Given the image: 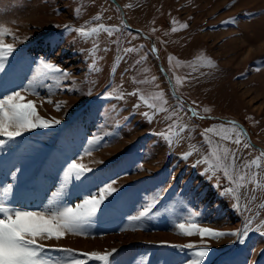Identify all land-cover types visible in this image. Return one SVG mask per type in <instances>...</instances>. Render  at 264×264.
<instances>
[{
  "label": "rangeland",
  "instance_id": "rangeland-1",
  "mask_svg": "<svg viewBox=\"0 0 264 264\" xmlns=\"http://www.w3.org/2000/svg\"><path fill=\"white\" fill-rule=\"evenodd\" d=\"M129 4L132 6L126 7ZM78 6L82 14L76 18L73 9ZM97 15L101 19L93 20ZM233 18L235 23H224ZM125 19L154 41L131 29ZM173 19L177 21L175 25ZM85 22L121 29L112 36L99 35L98 73L90 70L88 50L93 47L92 41L85 42L77 33L63 30L64 24L80 27ZM185 23L189 27L182 29ZM0 24L20 38L17 41L5 38L6 43L15 44L16 52L5 73H0L3 80L0 93L31 91L34 87L38 95L28 92L22 95L36 101L41 116L61 121L47 129L27 132L0 151V188L13 185L5 204L30 211L43 210L53 193L61 192L63 174L73 161L92 171L86 173L83 184L74 182L68 186L67 193L58 197L62 203L74 207L82 202L83 196L96 192L104 183L117 181L114 187L118 191L109 198L110 203L105 202L107 207L102 206L94 221L85 226L86 235L69 234L59 241L41 243L72 248L78 254L104 253L115 248L116 264H185L191 251L171 245H200L201 238L180 234L178 223L195 219L204 227L232 231L241 228L250 215L254 228L264 221L261 207L264 199L259 194L257 201L249 205L251 213L237 211L228 198L220 195L223 186H227L222 178L219 181L222 187L218 189L216 179L202 175L204 165L191 166L198 154L188 161L180 159L189 150V143H202L200 133L204 129L221 123L230 127L227 121L216 118H191L187 112L191 105H198L201 115L237 119L243 129L246 126L253 129L247 132L253 149L241 146L242 157L252 159L259 154L256 149H264V0H0ZM172 27L179 30L172 32ZM154 28L157 31L153 32ZM117 39L119 45L112 43ZM152 44L158 49L167 74L159 65V57L151 51ZM129 47H135L137 52L124 56L122 49ZM119 56L124 59L118 61ZM170 56L174 57L171 65ZM42 57L72 75L59 81L44 79L42 84H50L51 89L42 86L37 63H33ZM141 57L145 59L136 65ZM209 59L214 61V67L207 66ZM189 62L198 70L193 71ZM134 76L157 79L152 84L138 85L132 82ZM185 76L188 79L175 91L187 101L180 115L184 123L194 127V139L182 140L174 147H169L158 135L171 123L164 119L167 113L158 114L150 123L142 115L150 110L138 97L126 96V101L105 98L110 84H122L126 93L139 87L145 90L150 102L153 94L163 90L171 109L177 101L170 78L175 84L176 77ZM89 89L91 96L86 95ZM49 96L52 104L46 102ZM194 100L196 105L192 104ZM60 101L67 103L57 112L54 105ZM137 103L141 107L134 110ZM204 107H210L212 112L204 113ZM107 132L113 135L104 136ZM94 136L104 137L102 146L88 144ZM157 194L163 197L154 210L159 215L132 230L126 218L143 210ZM196 212L199 217L190 215ZM261 232H250L244 244L234 242L232 237L219 241L206 238L210 245L206 264H264ZM47 255L56 259L66 254L49 251Z\"/></svg>",
  "mask_w": 264,
  "mask_h": 264
},
{
  "label": "snow or ice",
  "instance_id": "snow-or-ice-1",
  "mask_svg": "<svg viewBox=\"0 0 264 264\" xmlns=\"http://www.w3.org/2000/svg\"><path fill=\"white\" fill-rule=\"evenodd\" d=\"M132 5H126L131 7ZM74 17L78 18L82 14L80 6L73 9ZM101 16L93 17V20L99 21ZM177 21L172 20L175 25ZM224 23H235V19L224 21ZM57 28L61 27L56 25ZM187 23L182 24V29H187ZM63 30L66 33L75 32L79 37L87 42L92 41L93 47L88 50V55L91 60L90 70L93 72H100L101 69L97 67L99 57L97 53L101 50L99 47L98 37L101 33H107L112 36L114 33L121 31L119 26H107L104 23H98L91 26L90 22H85L80 27H74L71 24H64ZM179 29L172 27V32H177ZM153 32L157 29H152ZM61 33V35L64 34ZM11 37L14 41L20 40L12 30L6 25L0 24V73H5L6 67L9 65L10 58H13V53L16 52L14 43H6L5 38ZM23 43V41H20ZM112 43L119 45V39L113 40ZM52 46V45H50ZM108 49H104L107 51ZM124 56L129 53L137 52L135 47L123 48ZM151 51L158 55V49L153 46ZM124 56L117 57V60H123ZM144 57L137 60L136 65H140ZM174 57H169V64H172ZM37 71L40 73V81L44 79H55L57 81L68 79L72 74L62 68L60 65L50 61L47 57L38 58ZM193 71H197L198 67L191 62L188 63ZM207 66L214 67V61L208 60ZM135 67V65H133ZM12 71V69H10ZM145 72L148 69H144ZM35 79V77H34ZM132 82L138 85L152 84L156 81V77L151 79L145 77L144 79H137L135 76L131 78ZM188 79L185 77H176L175 84L172 85L174 89L177 86H183ZM171 83V78H170ZM3 86V80L0 79V87ZM44 87L51 89L50 84H42ZM30 87H32L30 85ZM158 88L159 85H156ZM105 98L109 100L126 101V96H136L138 100L143 103L150 111H145L142 115L148 122H153L156 116L160 113H167L165 121H171L166 126L164 131L158 135L167 143L169 147L179 145L182 140L194 139V127L183 122V117L180 115L185 110L184 100L176 96V106L171 108L168 106V100L165 98L163 90L152 95V100L146 98L145 90L136 88L131 92H125L123 85L110 84L107 86ZM70 91H77L76 89H67ZM22 92H28L30 95H38L34 87L32 90L21 89L20 91H10L6 94L0 93V151L5 149V145H10L15 142L17 138L22 137L25 133L35 129H47L55 124H60L59 119L53 118L51 120L41 116L37 110L36 101L27 100ZM175 95V93H173ZM86 95L91 96V89ZM44 101H42L43 103ZM46 102L52 104L50 98ZM66 101L56 102L54 107L57 112L62 110ZM192 104L196 105L194 100ZM115 105L113 109L115 110ZM141 103L133 105L134 110H138ZM197 107H188L187 112L190 113L191 118L200 120L211 117L201 115ZM204 113H211L210 107L203 108ZM224 123L213 125L204 129L200 135L203 140L200 145L189 143L188 151L183 152L180 159L188 161L193 155H199V158L194 161L192 167H199L204 165L202 175L208 179H216L215 187L220 189L222 185L219 183L222 178L227 186H223L220 195L228 198L232 206L237 211H244L251 213L250 204L255 203L258 199H264V149H256L259 154L252 159L242 157L239 155L241 146L243 149H253L248 133L236 121H227ZM187 134V135H185ZM209 134H212L211 136ZM113 135L111 132L104 133V136ZM219 139H213L212 137ZM104 137L94 136L88 140V144L92 146H102L101 141ZM233 144L237 147L230 148L228 145ZM93 149H89L91 151ZM251 155V153H249ZM18 171V169H17ZM92 171L86 169L84 165L78 164L75 161L67 166L63 174L61 182V192L53 193V198L48 205L39 211L24 210L7 206L5 200L9 199L12 193L13 185L6 184L0 188V264H89V261L101 262V264H116L113 260L114 253L118 250L113 248L104 253L93 251L90 253H77L72 248H57L49 246L41 241H51L66 237L67 235H86V225H90L98 213L101 212L102 206L107 207L105 203L114 193L118 191L114 185L116 180L104 183L96 192L89 193L82 197V202L77 203L74 207L62 203L58 200L60 195L67 193V188L74 182L83 184L87 179L86 173ZM12 179L15 180V173H11ZM79 186V185H77ZM163 197L159 194L153 197L152 202L146 204L143 210L135 215H130L126 219L131 223L132 230L138 227H143L146 220L152 219L155 215H159L158 211H154ZM264 207V204L261 205ZM193 217H199V213H191ZM254 220L249 216L239 229L232 231L219 230L212 227L201 226L198 220L193 219L189 223L180 222L176 227L180 230V234L184 236L198 235L200 245L195 243H187L183 245H171L174 248L181 250L187 249L191 251V256L185 261V264H206L207 257L210 253V245L207 244L206 238L214 241H219L226 237L235 238L236 243L244 244L252 231L261 232L264 228V221H260L256 227H253ZM264 235V232H261ZM49 251L62 252L66 255L63 258L53 259L47 255ZM84 257V258H80Z\"/></svg>",
  "mask_w": 264,
  "mask_h": 264
},
{
  "label": "water",
  "instance_id": "water-1",
  "mask_svg": "<svg viewBox=\"0 0 264 264\" xmlns=\"http://www.w3.org/2000/svg\"><path fill=\"white\" fill-rule=\"evenodd\" d=\"M125 21H126V23L128 24V26H129L131 29L140 32L144 37H148V38H150L152 41H154V39H153L152 37H150L148 34L144 33L141 29L134 28V27L128 22L127 19H125ZM153 46H154V45L152 44V47H153ZM156 55H157V54H156ZM157 56L159 57V54H158ZM159 65H160L162 71H163L164 73L167 74V72L165 71V69L163 68V66H162V64H161V59H160V57H159ZM170 84H171V87H172V85H173V81H172V80H171V83H170ZM172 91H173V93H175L176 96L181 97L180 95H178V94L176 93V91H175V89H174L173 87H172ZM181 98H182L185 102H187L185 98H183V97H181ZM191 107H193V106L191 105ZM203 116H208V117H211V119H215V118H216V119H220V120H223V121L234 120V121H236L237 123L241 124L237 119H233V118H222V117H217V116H214V115H203ZM241 125H242V124H241ZM242 127H244V126L242 125Z\"/></svg>",
  "mask_w": 264,
  "mask_h": 264
},
{
  "label": "built area",
  "instance_id": "built-area-1",
  "mask_svg": "<svg viewBox=\"0 0 264 264\" xmlns=\"http://www.w3.org/2000/svg\"><path fill=\"white\" fill-rule=\"evenodd\" d=\"M246 130H247L248 133L253 132V129H251L250 126H246Z\"/></svg>",
  "mask_w": 264,
  "mask_h": 264
},
{
  "label": "bare ground",
  "instance_id": "bare-ground-1",
  "mask_svg": "<svg viewBox=\"0 0 264 264\" xmlns=\"http://www.w3.org/2000/svg\"><path fill=\"white\" fill-rule=\"evenodd\" d=\"M264 29V28H263ZM264 33V32H263ZM263 33H261V35H263ZM223 243H226V242H223ZM257 253V252H256ZM255 256H257V254H255Z\"/></svg>",
  "mask_w": 264,
  "mask_h": 264
}]
</instances>
